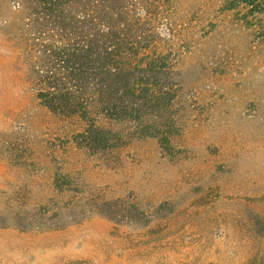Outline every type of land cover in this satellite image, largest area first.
I'll use <instances>...</instances> for the list:
<instances>
[{
  "label": "rangeland",
  "instance_id": "1",
  "mask_svg": "<svg viewBox=\"0 0 264 264\" xmlns=\"http://www.w3.org/2000/svg\"><path fill=\"white\" fill-rule=\"evenodd\" d=\"M245 1L157 2L170 147L98 118L122 141L96 151L35 91L57 25L0 0V264H264V0Z\"/></svg>",
  "mask_w": 264,
  "mask_h": 264
},
{
  "label": "trees",
  "instance_id": "2",
  "mask_svg": "<svg viewBox=\"0 0 264 264\" xmlns=\"http://www.w3.org/2000/svg\"><path fill=\"white\" fill-rule=\"evenodd\" d=\"M24 1L53 20L67 41L41 51L44 69L34 73L35 91L51 113L86 123L76 143L96 151L120 144L119 134L97 125L104 118L134 124L135 135L157 138L169 148L174 124L167 113L176 97L170 82L173 67L166 56L150 53L156 29L152 11L159 0Z\"/></svg>",
  "mask_w": 264,
  "mask_h": 264
}]
</instances>
